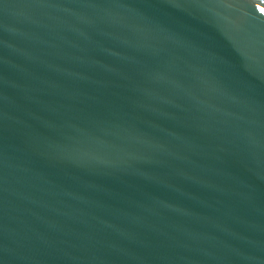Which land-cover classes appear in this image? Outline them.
I'll return each mask as SVG.
<instances>
[{
  "label": "water",
  "instance_id": "1",
  "mask_svg": "<svg viewBox=\"0 0 264 264\" xmlns=\"http://www.w3.org/2000/svg\"><path fill=\"white\" fill-rule=\"evenodd\" d=\"M0 264H264V0H0Z\"/></svg>",
  "mask_w": 264,
  "mask_h": 264
}]
</instances>
